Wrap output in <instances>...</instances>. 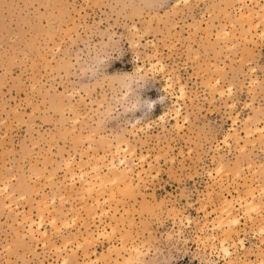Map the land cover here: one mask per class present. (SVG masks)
<instances>
[{
  "label": "rangeland",
  "instance_id": "obj_1",
  "mask_svg": "<svg viewBox=\"0 0 264 264\" xmlns=\"http://www.w3.org/2000/svg\"><path fill=\"white\" fill-rule=\"evenodd\" d=\"M263 228L264 0H0V264H263Z\"/></svg>",
  "mask_w": 264,
  "mask_h": 264
},
{
  "label": "bare ground",
  "instance_id": "obj_2",
  "mask_svg": "<svg viewBox=\"0 0 264 264\" xmlns=\"http://www.w3.org/2000/svg\"><path fill=\"white\" fill-rule=\"evenodd\" d=\"M187 1V0H186ZM189 1V0H188ZM253 10H251L248 14V16H249V18H253L254 16H253V12H252ZM157 65H160V66H163V64L161 63V61L160 60H158V62H157ZM143 67H140L139 68V70L138 71H143ZM131 91V90H130ZM181 93H182V95H185V89L183 88V87H181ZM161 119V118H160ZM235 121V120H234ZM136 129V128H135ZM261 134V133H260ZM118 147V146H117ZM117 147H115V149L117 148ZM124 152V154H122L121 156H122V160L121 161H119V162H121V163H119V165L121 164V165H123L124 167V169L123 170H120L119 168H117L114 164H111L112 166H110L109 167V170L113 173V177L115 178V180L117 181V180H123V182L124 183H128L127 185L125 184V189H128V188H131V189H133L132 187V182L130 183V182H126L127 181V177H128V173H131L132 171H133V166L131 165V163L129 162V160H127V155L126 154H129V153H131V147H130V144H125L124 145V148H122V147H118L117 149H116V152ZM123 155H125L124 157H123ZM133 155V154H132ZM142 157V156H141ZM144 158V157H143ZM96 159V158H95ZM141 159V158H140ZM139 159V160H140ZM142 161H144V159L142 160ZM97 162V161H96ZM69 163V162H68ZM111 163H113V162H111ZM94 164H98V163H94ZM100 166V165H99ZM108 166V165H107ZM80 167H82V166H80ZM92 167V166H91ZM100 168V167H99ZM106 168H108V167H106ZM96 170H97V166H96V168H95ZM95 169H93L94 171H95ZM80 170H81V168H80ZM109 171V172H110ZM142 171V170H141ZM84 172V171H83ZM95 172H97V171H95ZM99 172V171H98ZM111 174V173H110ZM137 174V173H136ZM80 176H82V175H80ZM97 176V175H96ZM95 176V177H96ZM101 176V173H99V177ZM103 176V175H102ZM98 177V176H97ZM136 177H139V179L141 180V179H143L142 178V174L141 173H138L137 174V176ZM100 178H102V177H100ZM132 180V178H130V181ZM142 181V180H141ZM113 182H114V180H113ZM145 182V181H144ZM111 183H112V181H111ZM130 183V184H129ZM123 184V183H122ZM130 185H131V187H130ZM124 186V185H123ZM128 188H127V187ZM135 187H136V185H135ZM131 189H129V191L131 190ZM138 189V188H137ZM251 196V195H250ZM239 198V199H238ZM232 200H226L225 202H223V206H222V208H220V212H221V217H220V219H219V224H218V226H220V227H225L226 229V233H227V235L229 234V235H231L230 233L234 230V227L235 226H237L238 224H239V219L237 218V216H235V214H234V208H235V202L236 201H234L233 200V197L231 198ZM237 199H238V201H239V204H240V207H242V208H244L245 209V212L247 213V215L248 214H250V213H254L257 209H259L258 208V204L256 203V201L254 200V198H252V197H242L241 195L239 196L238 195V197H237ZM236 200V199H235ZM223 201V200H222ZM238 204V203H237ZM25 217V216H24ZM23 217V218H24ZM27 218H28V220L30 221V228H31V231L33 230V227L36 225V228H37V232H41L42 230H41V226H42V224H43V222H44V217H43V214H41V215H39V218L37 219V220H34V219H31V217H28V216H26ZM25 217V219L27 220V218ZM25 221V220H24ZM190 221V220H189ZM216 222V221H215ZM113 226V225H112ZM118 227H115V229H117ZM264 229V228H263ZM111 230V229H110ZM106 231V230H105ZM113 232H114V230H112ZM110 232V233H113V232ZM116 232V231H115ZM239 232V231H238ZM43 233V234H42ZM101 233V232H100ZM109 233V232H108ZM263 233V232H262ZM45 231L43 232H41L40 233V235H43V236H45ZM115 234V233H114ZM102 235L104 236V235H107V234H105V233H102ZM226 235V236H227ZM108 236V235H107ZM110 236V235H109ZM215 237V236H214ZM207 239V238H206ZM121 241H122V245H123V247L121 248V250H117V256L118 257H120V256H122V262H120L119 261V263L120 264H146L147 263V261L146 260H144V258L142 257L143 255H144V253H143V255H142V251H140V249H139V247L137 246H132L133 248L129 251V250H127V246H126V242H125V240L122 238L121 239ZM209 241V240H208ZM227 242H228V240H223L222 241V250H223V252L225 253V255H226V257H230L231 255H232V252H231V250H230V248H229V246L227 245ZM117 248V247H116ZM117 249H119V248H117ZM98 259L99 258H97L96 259V261H90V262H87V264H97L98 263ZM99 260H101V259H99ZM118 260V259H117ZM118 263V264H119ZM264 264V263H263Z\"/></svg>",
  "mask_w": 264,
  "mask_h": 264
}]
</instances>
